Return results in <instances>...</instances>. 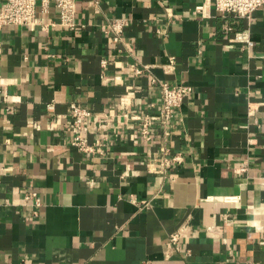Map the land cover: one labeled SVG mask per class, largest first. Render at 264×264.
Returning <instances> with one entry per match:
<instances>
[{
  "label": "crops",
  "instance_id": "0c3cea01",
  "mask_svg": "<svg viewBox=\"0 0 264 264\" xmlns=\"http://www.w3.org/2000/svg\"><path fill=\"white\" fill-rule=\"evenodd\" d=\"M90 1L76 0L77 30L53 6L37 16L54 26L0 30V264H264V7ZM153 78L192 92L170 135L154 125L144 142L119 115L158 111ZM72 104L92 112L105 157L70 146ZM162 145L182 161L159 172Z\"/></svg>",
  "mask_w": 264,
  "mask_h": 264
},
{
  "label": "built area",
  "instance_id": "2783aa9c",
  "mask_svg": "<svg viewBox=\"0 0 264 264\" xmlns=\"http://www.w3.org/2000/svg\"><path fill=\"white\" fill-rule=\"evenodd\" d=\"M210 4L218 16L222 18H250V16L258 9L264 7V0H206ZM90 5L97 11L98 1L91 0ZM53 6L59 12V25L70 30H77L78 25L75 22L76 0H0V30L9 25L29 26L34 28L40 25L42 29L48 26H54V22L42 24L37 16V10L47 12L49 7ZM205 3L197 6V12H204ZM125 27L122 19H114L109 23L107 32L113 35V40L119 42L121 33ZM232 31V28H229ZM2 52V44L0 42V54ZM104 63V62H103ZM174 68V60L170 58L169 62L163 67L165 72H170ZM145 69V68H144ZM134 74H141L143 70L139 68L133 69ZM153 84H157L159 88L160 104L158 111L149 113L145 111L135 112L128 111L122 113L120 118L131 120L139 124V136L144 142H150L152 139L151 129L154 125H160L163 130L164 137L170 135L168 124L171 121L174 112L181 106L184 98L192 92V87L188 84H178L169 86L165 82H160L156 78L152 79ZM7 94L4 84L0 79V103L6 100ZM121 105H127L126 100L120 101ZM264 105V103H263ZM69 115L72 121L73 135L70 139V146L81 153L89 154L97 157H105L107 152V142L103 140H89L87 137V128L96 126L92 112L86 107L78 104H72L69 107ZM106 115V114H105ZM104 116V115H103ZM161 157L158 164L159 172H163L171 164L180 163L182 157L180 155L168 156V150L165 146H160ZM242 166V170H245ZM179 234H173L169 239V246L177 248ZM234 264H255L253 261L235 262Z\"/></svg>",
  "mask_w": 264,
  "mask_h": 264
}]
</instances>
